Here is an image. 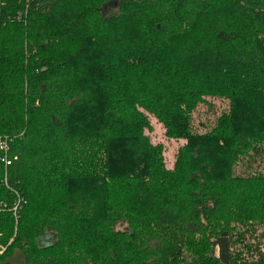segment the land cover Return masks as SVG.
<instances>
[{"label":"trees","instance_id":"trees-1","mask_svg":"<svg viewBox=\"0 0 264 264\" xmlns=\"http://www.w3.org/2000/svg\"><path fill=\"white\" fill-rule=\"evenodd\" d=\"M146 113L187 140L171 201ZM0 136V264H264V0H0Z\"/></svg>","mask_w":264,"mask_h":264},{"label":"rangeland","instance_id":"rangeland-1","mask_svg":"<svg viewBox=\"0 0 264 264\" xmlns=\"http://www.w3.org/2000/svg\"><path fill=\"white\" fill-rule=\"evenodd\" d=\"M113 12V7L106 9L105 14L109 15ZM228 109V101L219 98L206 97V103L199 104L193 113L192 125L198 132H205L210 130L216 122V119ZM150 122V128L145 130V134L149 137L152 145L161 146V156L163 159L164 168L167 172V179L165 186L161 191L157 192V200L171 201L173 195L176 193V184L179 183L185 174V155L187 140L183 138H169L166 136L165 128L153 115L146 113ZM261 168L259 157L253 152L249 156L240 157L234 165V170L237 174H246L248 172H255ZM125 225H118L117 230H123ZM257 234V233H256ZM49 241L46 239V242ZM252 238L246 237L245 242L236 245V251L242 254V257L253 258L257 244ZM263 242V241H262ZM247 246H253L252 251H247ZM261 250L264 249V243H261ZM0 249L4 247L0 245ZM217 251L215 250V256ZM182 264L191 263V256L185 255Z\"/></svg>","mask_w":264,"mask_h":264},{"label":"built area","instance_id":"built-area-1","mask_svg":"<svg viewBox=\"0 0 264 264\" xmlns=\"http://www.w3.org/2000/svg\"><path fill=\"white\" fill-rule=\"evenodd\" d=\"M13 161V157L9 155V143L6 137L0 136V163L3 164L6 169ZM16 195L15 205L13 207V214L15 215L17 208L19 207L22 198L17 192H14Z\"/></svg>","mask_w":264,"mask_h":264},{"label":"crops","instance_id":"crops-1","mask_svg":"<svg viewBox=\"0 0 264 264\" xmlns=\"http://www.w3.org/2000/svg\"><path fill=\"white\" fill-rule=\"evenodd\" d=\"M220 264H223V263H220Z\"/></svg>","mask_w":264,"mask_h":264}]
</instances>
